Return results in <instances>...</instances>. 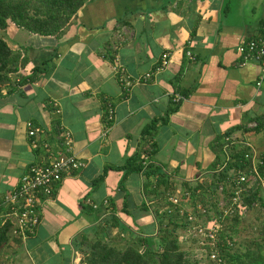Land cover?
I'll list each match as a JSON object with an SVG mask.
<instances>
[{
	"label": "crops",
	"instance_id": "obj_1",
	"mask_svg": "<svg viewBox=\"0 0 264 264\" xmlns=\"http://www.w3.org/2000/svg\"><path fill=\"white\" fill-rule=\"evenodd\" d=\"M226 8L225 0H93L59 37L14 23L2 30L25 63L0 85V225L11 224L0 264H84L98 238L125 247L136 239L131 231L157 230L156 212L174 206L166 188L179 193L182 180L207 187L243 143L263 154L261 65L243 54L264 16L228 22ZM165 53L169 63L158 69ZM29 122L42 130L38 146ZM68 154L85 166L41 201L35 231L16 237L7 195L32 164ZM150 166L169 179L166 196L146 193ZM207 190L185 208L212 212L219 193ZM219 219L206 215L208 225Z\"/></svg>",
	"mask_w": 264,
	"mask_h": 264
},
{
	"label": "trees",
	"instance_id": "obj_2",
	"mask_svg": "<svg viewBox=\"0 0 264 264\" xmlns=\"http://www.w3.org/2000/svg\"><path fill=\"white\" fill-rule=\"evenodd\" d=\"M93 0H0V31L5 30L10 23L16 24L18 27L27 30L30 33L41 35H54L60 36L65 29L77 17V13L88 3ZM229 0H225V6ZM262 23L264 20L262 19ZM25 63L22 54L12 49L6 42L5 38L0 34V85L6 84L11 81V75L18 72L20 67ZM256 131H261L264 127V115L256 117ZM248 148L243 143L234 154V157L224 170L214 174L213 179L207 187H202L200 184L189 183L182 180L185 187L184 190H189L192 193V200L197 190L205 195L208 193V188L211 192H216L220 184H225L223 194L219 197L226 198L228 195L230 199L234 195V186L230 185L227 178L235 174L238 170L246 172L250 171V162L246 159L245 155ZM262 163L258 164L256 169L259 173V178H264V152L261 154ZM142 169V167H138ZM158 176V179L151 180L150 176ZM145 176V191L146 193H155L158 198L166 196V190L169 194L167 197L172 196L174 193L173 187H168L166 190L161 191L160 188L163 184H167L169 179L165 178L166 174L161 172L159 168L150 166L144 171ZM258 179L255 183L244 182L242 183V202L236 205V210L230 214L234 222H239L240 217L245 209L251 208L255 202L260 201L264 204V184L260 183ZM194 194V196H193ZM170 210L163 213L156 212L155 219L157 222V230L152 228L151 231L144 232L140 228V234L131 231L132 236L136 235L134 243H130L125 247H118L110 242L103 241L101 238L96 239L90 244L84 264H202L201 258L203 256H196L195 259L191 248L190 250L183 248L180 242L181 235L180 228L192 229V224L188 222L186 214L180 213L178 206L169 208ZM187 208H184V212ZM187 213V211H186ZM223 211L219 212V220ZM183 217L184 219H182ZM6 219L0 225V262L1 250L8 242L9 231L11 224ZM208 225L207 222L204 223ZM216 224V223H214ZM220 230L216 237L217 246L208 244V241L198 247V251H206L208 255L218 253V257L222 258L223 262L218 263L216 259H210L213 264H264V228L260 231L262 234L261 240L257 237L251 239L249 244L237 241L233 245L228 244L224 236L230 235L234 237L238 232L236 228L231 229L227 226ZM234 227V226H233ZM124 229L127 227L124 226ZM129 230V229H128ZM148 235H143V234ZM207 255V257H208Z\"/></svg>",
	"mask_w": 264,
	"mask_h": 264
},
{
	"label": "built area",
	"instance_id": "obj_3",
	"mask_svg": "<svg viewBox=\"0 0 264 264\" xmlns=\"http://www.w3.org/2000/svg\"><path fill=\"white\" fill-rule=\"evenodd\" d=\"M169 53L163 55L161 66L158 69L165 67L169 63ZM190 58H194L191 52H188ZM243 61H255L261 65V73L257 80L258 87L264 86V26L263 32L253 38H251L247 44L243 54ZM151 72L146 73L145 79L151 77ZM127 85H131L129 79H125ZM184 99L183 96L176 95L175 100L180 101ZM110 118L113 116V107H110ZM28 134L32 139V145L38 146L36 137L42 131L39 127H34L32 123H28ZM245 146L248 151L245 155L246 159L250 162V171L246 172L238 170L235 174L229 176V184L234 186V195L228 202L221 198L219 204L224 210L225 214H232L236 210V205L242 202V183L250 182L255 183L258 179H261L264 184V178H259V173L256 169L258 164L262 163L261 152H259L255 146L246 142ZM85 166V163L79 159L75 154H68L63 156H53L47 162L34 163L30 166L28 172L23 176L19 186L9 195L6 200L10 205V212L8 213L14 219V227L12 233L25 240L30 233H33L40 224V214L38 206L41 201L50 197L53 194V189L56 183L60 182L63 176L69 172L75 171ZM254 181V182H253ZM264 186V185H263ZM225 190V184L218 186L217 192L223 194ZM192 200V193L189 190H181L179 193H174L170 197L171 203L174 206L180 208L181 214H186V220L192 224V229L197 234L198 232L204 233L203 240L200 242L204 245L207 241L208 244H213V247L217 246L216 237L221 230V226L214 224L212 226H205L199 224V215H204L206 209L199 206L196 211L191 213L184 212L185 206L183 203L190 202ZM198 211V212H197ZM224 214V215H225ZM228 244H230L228 242ZM212 258L216 259L218 263L223 262L222 258L218 257V253L212 254Z\"/></svg>",
	"mask_w": 264,
	"mask_h": 264
},
{
	"label": "rangeland",
	"instance_id": "obj_4",
	"mask_svg": "<svg viewBox=\"0 0 264 264\" xmlns=\"http://www.w3.org/2000/svg\"><path fill=\"white\" fill-rule=\"evenodd\" d=\"M226 14H227V21L228 22H236V23H255L261 17L264 16V0H229L228 4L226 5ZM2 31H0L1 33ZM254 182V181H253ZM181 191V190H180ZM217 194V193H216ZM226 202L229 201L228 195L225 196ZM221 197L218 198L217 204L215 206L212 205V212L206 210L204 215H199V219L201 222L198 221L199 224L203 225L206 222V215L210 213L212 217H219L218 213L219 210L222 211V208L219 204ZM190 202L187 203H191ZM171 203V202H170ZM188 209V208H187ZM186 211L188 213L193 212L191 206ZM206 209V208H205ZM223 210V214L221 216V229H223L224 225L227 228L230 226L231 229L236 228L237 233L234 236L233 242L239 241L249 244L251 239H255L256 237L261 240L262 234L260 231L264 228V204L260 201L254 203L251 208H247L243 211L242 216L240 217L239 222H234L233 218L230 217V214H225ZM184 219L183 217H181ZM219 221V220H218ZM234 226V227H233ZM188 233L184 232L182 229V245L183 248L192 251L195 259H199V255L203 256L201 260L202 264H213L211 255H208L206 251H198V247L200 246V242L204 239V233L198 232L197 234L194 232L193 229H188ZM228 230V229H227ZM190 242L186 245V242ZM208 255V257H207ZM196 256H198L196 258Z\"/></svg>",
	"mask_w": 264,
	"mask_h": 264
}]
</instances>
